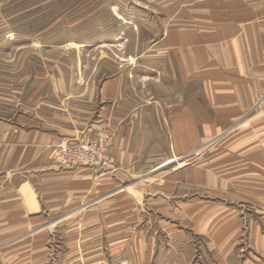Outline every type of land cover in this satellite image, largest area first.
I'll use <instances>...</instances> for the list:
<instances>
[{"label": "crops", "instance_id": "0c3cea01", "mask_svg": "<svg viewBox=\"0 0 264 264\" xmlns=\"http://www.w3.org/2000/svg\"><path fill=\"white\" fill-rule=\"evenodd\" d=\"M211 1L215 14L205 24L197 20L196 26L184 32L187 36L167 31L163 25L162 34L147 51L129 57L142 60L143 73H148H142L141 85L134 79L131 63L84 85L77 79H66L63 72L37 73L23 112L14 118V129L0 130V171L5 175L0 182V204L8 188L15 191L14 200L27 212L26 205L36 204L34 212L39 213L44 204L53 215L59 212L56 210L68 215L80 213L86 199L101 191L102 175H96L98 170L91 167H66L56 155L61 145L86 133L110 137L116 176L160 178L151 184H157V197L149 203L147 215H142L140 228L119 230L111 226L103 240L90 246L79 236L77 243H67L61 264H181L177 254L184 231L175 224L183 215H197V199L188 193L203 187L202 171L191 164L170 174L165 168L195 153L198 140L204 139L199 138L198 124L213 122L209 109L224 108L226 122L240 114L246 118L256 93H264V0ZM150 73L156 74L154 79ZM147 80H154L156 86L151 89ZM199 84L207 94L202 98L205 104L198 99ZM221 116L217 120L223 121ZM250 152H244L247 156L241 160V171H251L254 176L249 183L260 187L264 160L260 149H254L257 158H249ZM164 178L166 181H161ZM183 187L189 189L181 195ZM203 205L213 209L208 201ZM226 214L218 213L217 218L233 225L238 215ZM169 215L174 222L163 227L161 221ZM154 216L159 217L158 226ZM97 232L91 234L93 240ZM225 234L230 239L224 243L229 244L238 230H226ZM255 235V264H264L263 236L257 228ZM85 247L93 248L83 252ZM30 252L19 254L14 261L49 264L47 249L35 245ZM223 259L219 264L225 263Z\"/></svg>", "mask_w": 264, "mask_h": 264}, {"label": "rangeland", "instance_id": "374dc122", "mask_svg": "<svg viewBox=\"0 0 264 264\" xmlns=\"http://www.w3.org/2000/svg\"><path fill=\"white\" fill-rule=\"evenodd\" d=\"M214 14L211 0H0V130L14 129V118L23 112L37 73L63 72L66 79H77L84 85L110 76L115 67L125 68L131 63L134 79L141 85L145 71L142 60H129L130 56L147 51L162 34L163 25L167 31L187 36L184 32L196 26L197 20L205 24ZM154 74L150 73V78L154 79ZM147 83L151 89L157 84L154 80ZM206 95L204 86L199 84V102L205 104L202 98ZM209 110L213 122L198 124L199 138L204 139L198 140L195 153L165 168V173L170 174L191 164L201 169L203 178V187L188 193L197 199V215H183L181 222L175 224L184 231L183 246L177 255L181 264H219L222 257V264L227 260L228 264H255L257 255L252 243L256 228L264 240V170L260 187L253 186L249 179L254 175L241 171V160L248 150L253 151L249 158H257L254 149L261 150L264 160V93H256L246 118L240 114L226 122L224 108ZM219 115H223V121L217 120ZM97 170L95 174L102 175L101 191L86 199L77 215L59 213L60 210L53 215L49 205L44 204L39 213L34 212L36 204L26 205L29 213L14 200L15 191L7 188L6 199L1 197L0 204V249L10 246L0 251V264H19L14 257L31 254L30 247L35 245L47 249L49 264H61L67 243H77L79 236L90 246L103 240L111 226L119 230L140 228L142 215H147L149 203L157 197V184H151L160 178H121L109 166ZM4 180L0 171V182ZM188 189H179V194ZM112 199L114 204L110 203ZM204 201L213 204V209L207 210ZM218 213L238 218L232 225L231 221L218 219ZM157 218L152 217L158 226ZM170 222H174L171 215L161 221L163 227H169ZM235 229L238 234L229 244L224 243L230 239L226 230ZM94 230H98V236L93 240ZM105 244L102 243L103 249Z\"/></svg>", "mask_w": 264, "mask_h": 264}, {"label": "built area", "instance_id": "2783aa9c", "mask_svg": "<svg viewBox=\"0 0 264 264\" xmlns=\"http://www.w3.org/2000/svg\"><path fill=\"white\" fill-rule=\"evenodd\" d=\"M57 159L66 167H112L111 140L105 136L83 134L74 137L58 148Z\"/></svg>", "mask_w": 264, "mask_h": 264}]
</instances>
